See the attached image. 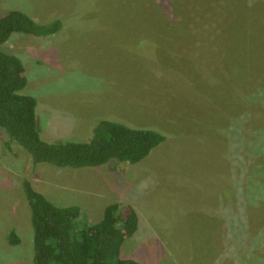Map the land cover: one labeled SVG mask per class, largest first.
Instances as JSON below:
<instances>
[{
  "label": "rangeland",
  "instance_id": "obj_1",
  "mask_svg": "<svg viewBox=\"0 0 264 264\" xmlns=\"http://www.w3.org/2000/svg\"><path fill=\"white\" fill-rule=\"evenodd\" d=\"M127 1L0 0V16L62 23L0 44L24 65L44 140L88 142L103 120L166 137L137 164L34 167L0 128V264H34L26 178L54 205L79 206L92 230L111 204L135 209L122 259L264 264V0H185L181 27L135 20Z\"/></svg>",
  "mask_w": 264,
  "mask_h": 264
},
{
  "label": "trees",
  "instance_id": "obj_2",
  "mask_svg": "<svg viewBox=\"0 0 264 264\" xmlns=\"http://www.w3.org/2000/svg\"><path fill=\"white\" fill-rule=\"evenodd\" d=\"M169 1L160 4L159 0H128L125 5L130 4L135 20L149 14L157 23L169 27L189 26L191 23H184L187 11L183 8L191 14L192 6L185 0L183 4L180 0ZM142 11L145 12L140 13ZM61 25V21L40 25L23 12L11 11L0 16V44L15 33L47 37L59 31ZM187 30L191 35L190 29ZM184 40L189 44L190 38ZM189 56L187 52L186 59H190ZM26 85L21 60L0 49V128L8 136L7 147L13 142L20 145L30 155L34 167L44 163L59 168H85L111 160L137 164L166 140L155 130L134 129L103 120L95 126L88 142H48L39 130L37 100L22 92ZM22 185L31 210L34 264H141L121 258L126 237L134 236L139 229V216L132 207L109 205L103 219L92 230L79 206L54 205L28 178ZM8 242L12 246L20 243L16 230H11Z\"/></svg>",
  "mask_w": 264,
  "mask_h": 264
}]
</instances>
